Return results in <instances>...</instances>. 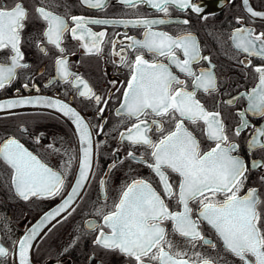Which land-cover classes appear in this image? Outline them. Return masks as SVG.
<instances>
[{"label": "snow or ice", "instance_id": "obj_1", "mask_svg": "<svg viewBox=\"0 0 264 264\" xmlns=\"http://www.w3.org/2000/svg\"><path fill=\"white\" fill-rule=\"evenodd\" d=\"M90 10H103L113 0H78ZM114 2L137 9L148 6L165 18H150L138 15L133 19L91 18L82 15H61L54 9L59 7L56 0H12L11 5H0V90L11 86L17 79L18 70L28 69L23 46L26 43L24 32L30 23H42L40 39L35 47L47 56L46 45L58 50L54 59L56 77L70 84L79 97L87 98L100 106L97 114L101 117L109 103L108 98L93 90L80 75L69 67L62 42L67 35L82 42L81 47L88 55H99L103 51L106 31H93L90 25H123L142 29V38L124 33V39H114L112 55L119 57L118 63L130 70L125 82L109 81L111 89L122 91V102L117 116L131 123L119 132L118 140L128 147L125 156L117 158L110 167L126 161L137 167H146L157 178L159 191L149 178L137 176L126 183L112 209L106 205L95 209L99 221H85L86 228L94 233L91 240L96 251L102 254H119L127 258L129 264H220L219 256L213 257L198 247L217 248L216 242L204 234L203 225L209 226L222 242L226 253L238 258L241 264H264V156L253 158L254 150H264V124L257 126L247 118L264 120V31L246 26L237 17L239 27L229 36L237 55L236 59L256 77L251 89L236 95L227 92L228 99L219 104L235 106L244 101L246 107L236 112L239 124L232 136L239 138L242 132L252 129L247 140L244 155L241 145L232 139L220 110H209L198 99V93L208 97L220 95L222 78L216 74L217 65L210 55L203 54L198 39L191 31L172 35L156 26L179 23L188 26V19H170V8L207 20L203 0H114ZM223 2V0H218ZM251 18L264 17V11L254 10L250 0H242ZM67 7V5H64ZM119 35V34H117ZM117 44L120 45L117 50ZM132 54L133 58H130ZM151 54L152 60L146 58ZM253 58L261 63L253 64ZM175 69V71H174ZM177 73L181 74L178 75ZM53 79L49 84H53ZM24 89L29 84L22 85ZM39 91L35 84L32 85ZM14 98L0 100V111L23 106H43L67 117L75 126L80 145L79 155L65 152L68 157L62 170L56 171L42 162L14 135L0 140V161L9 167L10 191L16 197L29 201L32 198L45 199L61 197V202L45 212L37 223L31 226L10 250L0 244V264H7L9 256L18 255L19 264H32L31 252L34 241L41 235V229L49 222L51 227L67 220L75 211V202L83 199V191L91 182L95 169L94 135L104 132L99 125L94 133L84 116L65 101L44 95H23L16 89ZM10 115L14 113H9ZM203 125V135L213 146L202 151L200 140L189 130L185 122ZM173 124L170 130L165 123ZM23 132L28 129L21 128ZM154 130V132H153ZM158 134L153 139V134ZM43 133L34 135L37 143ZM143 147L144 153L137 155L133 149ZM48 149H53L49 144ZM60 152L59 148L54 150ZM118 155L120 149L113 150ZM78 162L77 172L72 176L74 183L66 190V180L73 161ZM259 170V187H248L244 191L249 175ZM175 174L177 181L170 179ZM106 193V177L99 180ZM243 192V194H241ZM106 199V196H105ZM174 201L177 210L169 206ZM62 214H64L62 216ZM171 234L186 242L184 247L170 239ZM51 227L48 229L51 230ZM67 251V249H65ZM89 257V259L94 258Z\"/></svg>", "mask_w": 264, "mask_h": 264}, {"label": "flooded vegetation", "instance_id": "obj_2", "mask_svg": "<svg viewBox=\"0 0 264 264\" xmlns=\"http://www.w3.org/2000/svg\"><path fill=\"white\" fill-rule=\"evenodd\" d=\"M34 3L35 0H32ZM12 0H0V5H11ZM60 5L54 10L61 15H82L91 18H107V19H133L138 15L149 16L150 18H165L163 13H156L148 6H138L137 9H131L122 6L119 3L110 2L108 7L103 10H90L86 6L82 7L78 0H56ZM205 5V14L209 15L207 20H202L190 11L188 13L180 12L174 8H170V19L178 21L188 19L190 25L185 26L173 22L166 25L156 26L172 35H176L182 31H191L198 39L203 50V54L210 55L213 63L217 65L216 74L223 80L221 93L215 97L205 96L198 93V99L209 110H220L224 117L227 131L232 139L241 145L240 154L248 159L245 153V146L252 129L242 132L239 138L232 136L233 129L239 124L240 118L236 115L238 110L246 107V102L242 101L235 106H227L219 104L217 101L228 99L227 92L236 95L240 91L251 89L256 83V77L247 70V75L243 66L236 62V59H244V55H237L236 50L229 41L231 31L239 27L236 18H242V22L246 26L255 28L256 32L264 31V17L251 18L242 5V0H203ZM67 5V7H64ZM250 6L254 10L264 11V0H250ZM44 27L42 23H30L24 32L26 43L23 46L25 53V62L30 67L28 69L18 70L17 79L11 86L0 90V97L10 95L20 89V93L25 90L33 91L40 94L50 95L64 100L85 117L96 133L99 125H104V132L94 135V150L99 145V149L95 156V169L91 182L87 184L83 191V199L75 202L76 211L67 218L61 219L55 227L49 225L40 237L34 243L32 250L33 259L39 264H129L127 258L119 254H102L96 251L91 240L94 233L86 228L85 221L96 220L99 217L95 215V209L100 205H106L105 210L109 211L115 202L118 201L123 186L137 176L149 178L153 186L159 191L157 178L146 167H137L129 162L117 164L115 168L110 167L117 158H123L128 150L127 145L122 144L118 140L120 131L129 126L130 121L122 116H117V109L122 102V91L116 92L111 89L109 81L117 80L125 82L130 76L129 68L118 63L119 57L112 55V46L109 43L114 39H124L123 34L142 38V29L133 26L125 28L123 25H90L93 31H106L105 42L102 45L103 51L99 55H88L85 49L81 47L80 40H74L70 35L66 34L62 42V47L66 49L63 55L67 56L69 67L72 72L80 75L86 80L95 92L108 98L109 103L105 108L103 116L97 114L98 105L93 101L84 97H79L75 89L56 77L54 59L60 55L57 49L51 45H46L48 55L45 56L35 47L36 43L42 39L40 30ZM119 34V35H117ZM117 50L120 45L117 44ZM6 54L0 55L3 60ZM130 58L132 54H129ZM235 57L236 59H233ZM146 58L152 60L151 54H146ZM259 59L253 58V64H259ZM175 71V69H174ZM178 75H181L177 73ZM181 78L183 76L181 75ZM53 79V84H49V80ZM28 83L29 88L24 89L23 84ZM35 84L39 88H33ZM10 113V112H9ZM0 114V140L7 136H15L24 144L26 148L37 155V157L49 167L56 171L62 170V164L67 160L65 152H69L74 156H78V143L73 127L70 122L60 114L45 108H33ZM252 124L260 126L264 124V120L259 117H253L250 113L247 117ZM190 131L196 135L201 142L202 151H207L213 146L211 142L206 140L203 135V125H192L185 122ZM165 129L170 130L173 127L171 123H165ZM29 131L23 132L21 128ZM154 132V130H153ZM43 133L40 143H37L34 135ZM158 134H153V139H157ZM53 145V149H48V145ZM60 149L59 153L54 150ZM120 149L118 155H114V149ZM137 155L145 152L143 147L133 149ZM264 156V150H254L253 158ZM77 161L74 160L72 168L68 173L65 188L69 189L72 183V176L75 175ZM262 173L259 170H253L249 175L246 187H259V176ZM10 175L11 170L7 165L0 161V244L8 249H12L13 242L21 233L23 228L41 211L58 201L61 197L36 199L24 201L15 196L10 191ZM172 181H177L175 174L169 173ZM106 177L107 190L102 191L99 180ZM264 192V189H261ZM243 194V192L241 193ZM106 196V199H105ZM169 206L173 210H177L175 202H169ZM64 214H62L63 216ZM54 223V222H53ZM52 224V223H51ZM51 227V230L48 229ZM203 231L206 236L212 238L217 248L198 247L197 251H202L207 255L221 258L220 264H241L238 258L226 253L223 249L222 242L215 236L214 231L204 224ZM170 239L175 244L184 247L186 242L178 236L171 234V224L168 225ZM67 249V251H65ZM89 259V257H93ZM3 259V258H0ZM7 264H13L12 256L7 258Z\"/></svg>", "mask_w": 264, "mask_h": 264}, {"label": "water", "instance_id": "obj_3", "mask_svg": "<svg viewBox=\"0 0 264 264\" xmlns=\"http://www.w3.org/2000/svg\"><path fill=\"white\" fill-rule=\"evenodd\" d=\"M20 94H23V95H44V96H50V95H45V94H40V93H36V92H33V91H28V90H25L24 92L20 93ZM17 95V92L13 93V94H10V95H5V96H1L0 97V100H4V99H8V98H14L15 96ZM54 97V96H52ZM57 98V97H56ZM60 99V98H59ZM62 100V99H61ZM64 101V100H63ZM67 103V102H66ZM69 104V103H68ZM33 108H45L43 106H33V105H28V106H23V107H20V108H16V109H11V110H6V111H0V114L2 113H9V112H14V111H18V110H23V109H33ZM45 109H48V108H45ZM49 110H52L58 114H60L62 117H64L61 113L53 110V109H49ZM66 120H68L71 124V126L73 127L74 129V132H75V126L74 124L71 122V120L67 117H64ZM75 135H76V132H75ZM76 138H77V135H76ZM77 143H78V150H80V145H79V142H78V139H77ZM79 155V154H78ZM77 168H78V163H77V166H76V172H77ZM75 172V174H76ZM72 183H74V181H72ZM71 183V184H72ZM71 186V185H70ZM70 190V187L69 189ZM61 202V198L56 201L55 203H53L52 205H50L49 207H47L46 209H44L43 211H41L37 216H35L24 228L23 230L21 231V233L18 235V237L16 238L15 241H17L31 226H33L35 223H37L39 221V219L43 216V214L49 210H51L52 208L56 207L59 203ZM51 223L53 222H49L48 225H45L44 228L41 229V234L45 231V229L51 225ZM40 237V236H39ZM38 237V238H39ZM37 238V239H38ZM36 241H34L33 243H35ZM13 248V247H12ZM12 259H13V264H19V259H18V255H15V256H12ZM31 261H32V264H39L37 263L33 257H32V252H31Z\"/></svg>", "mask_w": 264, "mask_h": 264}]
</instances>
